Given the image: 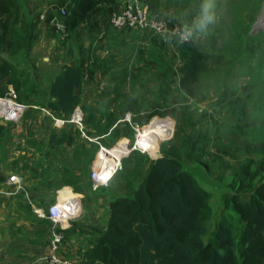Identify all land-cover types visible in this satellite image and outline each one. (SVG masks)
Returning <instances> with one entry per match:
<instances>
[{"label": "trees", "instance_id": "obj_1", "mask_svg": "<svg viewBox=\"0 0 264 264\" xmlns=\"http://www.w3.org/2000/svg\"><path fill=\"white\" fill-rule=\"evenodd\" d=\"M96 1L112 3L116 0H93L84 3L64 0V4L51 5L48 8L45 13L46 20L49 22L54 15L59 14L58 8L66 3H68L66 16H69L70 9L75 11L77 6L86 9ZM144 2L151 6L154 14L160 11V0H144ZM201 4V0H192L187 4L188 6L186 5L190 15L185 16L183 20L173 19L190 23L194 16L201 15V9L196 7H201ZM111 16H109L110 25H112ZM17 17H22L20 2L0 0V96L7 93L10 85L20 89L18 85L20 77L17 75L15 62L4 54L7 52L15 56L20 55L22 60L26 61L32 54L36 38V24L33 21H24L23 25H18ZM64 17H62L63 20ZM67 25L70 31L69 23ZM212 26L209 24L206 29H211ZM199 31L201 29H195L190 41L176 43L180 48L178 64L170 66L169 69L164 68L160 73L164 93L171 92L174 96V93L178 91L177 96L184 94L190 98L196 95V87L205 70L206 59L205 51L193 40ZM69 34L68 32V36ZM154 37L161 45H169L157 36ZM77 48L78 57L71 63L63 65L59 73L50 81L49 98L44 101L49 110L59 117L67 118L75 111L80 104L79 91L85 78L93 77L95 71L104 62L103 56L97 52V47L80 43ZM164 98L165 100L155 109L138 121L144 123L150 117L162 114L160 108L169 104L166 94ZM218 103L221 104L222 110L238 121L236 129L241 130V123L247 120L250 114L246 98L229 88H224ZM185 113L182 114L183 125L194 129V132L182 137L181 133L185 129L180 127L178 131L180 145L162 149L160 157L146 162V173L139 183L128 179L130 192L111 198L107 227L101 237L85 248L81 256L85 264H264V182L255 187V191L246 202L237 198L235 200L243 228L235 232L230 224L220 220L213 238L205 241L206 217L210 213L207 202L209 192L199 183L196 173L193 174L188 170L179 151L182 146L203 136L198 137L199 134L195 131L209 113L205 111L196 117L192 116V113ZM123 123L133 132L128 122ZM84 124L87 128L95 129V131H89L93 135H101L111 126L105 124L100 127L93 108H89L86 118L84 115ZM121 127H112L108 136L115 137L120 134ZM7 131L8 129L0 123V138L5 136ZM65 142L69 144L76 142V136H58L57 134L50 136L52 147ZM86 143L90 145L87 147ZM96 143L98 148L99 143L110 147L101 140ZM78 145L86 156H90L96 147V144L88 139ZM1 162L0 154V164ZM88 174L85 166L78 177L74 174L65 182L73 184L74 190H79L80 187L76 185V182L83 181V177ZM21 195L28 201L24 192ZM31 211L36 216L32 209Z\"/></svg>", "mask_w": 264, "mask_h": 264}, {"label": "crops", "instance_id": "obj_2", "mask_svg": "<svg viewBox=\"0 0 264 264\" xmlns=\"http://www.w3.org/2000/svg\"><path fill=\"white\" fill-rule=\"evenodd\" d=\"M92 1L75 0L76 3ZM124 3L125 0L112 3L96 1L86 9L78 6L75 11L70 9L69 16L64 17L70 26V34L65 40L58 36L54 26L46 20L47 17L36 23V38L30 58H34L37 64L42 61V80L47 85V97L37 103L31 98L29 101L23 100L32 105L25 117L19 123L3 124L8 131L0 138V264H37V256L49 251V239L53 230L51 223L32 214L29 199L40 205L51 204L57 199L58 192L67 188L78 195L81 213L77 219L70 221L65 230L67 237L64 240L66 245L64 242L62 244V254L80 260L85 248L105 231L110 216L111 198L123 193L121 186L116 184L117 175L121 171L114 176L108 188H94L90 173L99 149L96 142L108 141L112 127L125 126L119 121L126 113H132L134 119L140 121L165 100V94L167 100H171L172 93H164L162 90L160 73L180 59L179 45L171 43L163 46L147 30L112 27L109 16L121 11ZM142 4L151 15L170 16L178 20L190 15L184 0H160L161 7L157 14L152 12L151 6L144 0ZM44 13L47 10L42 11ZM206 31L204 29L199 32ZM80 43L97 47L98 54L104 58L94 76L85 78L79 91L80 104L77 106L83 110L85 118L89 114V108H93L100 127L111 125L101 135L90 134L89 131L95 129L87 128L86 123L83 131L75 123L55 125L53 116L60 117L54 113L50 115L44 102L49 98L50 81L63 65L78 57L77 47ZM47 67L49 68L44 70ZM41 125L43 134L39 136L37 132ZM48 130L50 133L46 136L44 133ZM51 134L68 137L75 135L76 142H65L52 147ZM38 138L42 144H39ZM85 139L96 144L90 156H86L78 145ZM86 145L88 147L90 144ZM150 155L152 156L151 152ZM85 166L92 188L84 185V180H80L76 182L79 190L74 191L73 184L65 181L74 174L78 177ZM14 174L24 177L25 186L29 189V199L25 194L28 201L21 195L22 192H7L10 190L8 179ZM75 194L69 192L65 195L71 197L76 196Z\"/></svg>", "mask_w": 264, "mask_h": 264}, {"label": "rangeland", "instance_id": "obj_3", "mask_svg": "<svg viewBox=\"0 0 264 264\" xmlns=\"http://www.w3.org/2000/svg\"><path fill=\"white\" fill-rule=\"evenodd\" d=\"M18 1L22 7V17L16 18L18 25H23L24 21L36 24L42 19V11L48 10L51 5L64 4V0ZM191 1L186 0L185 3ZM201 1L203 5L205 0ZM68 3L65 5L68 6ZM211 3L213 26L206 29L205 33H196L193 38L206 53L205 70L197 84L196 95L191 98L184 94L177 96V91L169 104L160 108L162 114L154 117L170 119L173 125L170 129L171 136L159 142L155 156L135 150L124 158L123 170L117 175L119 177L116 183L121 186V192H130L128 179L139 183L146 173L148 160L160 157L162 149L180 145V127L185 129L181 133L182 137L194 132V129L183 125L182 114L192 113L196 117L202 112H208L205 121L195 131L199 134L198 137L203 135L202 139L190 141L179 151L188 170L196 173L199 183L209 192L207 202L210 213L206 217L205 241L213 238L220 220L230 224L235 232L241 230L243 224L240 222L241 215L235 206V200L237 198L246 202L255 187L264 182V0H211ZM196 7L202 9V6ZM4 55L15 62L17 75L20 77V89H15L20 100L29 101L31 98L36 103L45 100L47 85L42 80V61L37 64L34 58L22 61L20 55L7 52ZM173 64H178V59ZM224 88L246 98L250 114L241 123V130L236 129L238 121L222 110L218 103ZM152 118L142 125H148ZM120 132L115 137L110 136L106 143L112 147L126 138L130 144H134L135 138L128 126H122ZM37 133L39 136L43 134L42 125ZM49 133L50 130L44 134L47 136ZM38 142L42 144L39 138ZM148 150L155 152L150 146ZM88 176L89 174L83 177L84 185L92 188ZM46 253L48 251L37 257Z\"/></svg>", "mask_w": 264, "mask_h": 264}, {"label": "built area", "instance_id": "obj_4", "mask_svg": "<svg viewBox=\"0 0 264 264\" xmlns=\"http://www.w3.org/2000/svg\"><path fill=\"white\" fill-rule=\"evenodd\" d=\"M58 12L59 14L54 15L49 23L54 26L60 37L65 39L68 36L69 27L62 17L68 14L67 6L59 7ZM41 18H46L45 13L41 14ZM199 18L200 16H194L190 23H184L169 16L151 15L145 9L141 0H125L123 9L112 14L111 23L116 29L139 28L150 31L154 36L160 38L162 42L171 44L190 41L195 29L198 28L196 22ZM188 29L192 30V35L182 39L181 34H186ZM30 106L32 105L19 99L18 92L10 85L7 93L4 96H0V123H19ZM48 113L53 115L49 109ZM53 118L57 126H63L65 123L70 122L78 125L81 131L84 129V112L79 107L67 118H57L56 116H53ZM155 118L157 117L153 116L152 121ZM119 122H128L131 125L133 137L135 138L134 144H130L126 138L112 147L99 143V149L90 173V179L95 189L108 187L114 176L123 170L124 158L133 151L139 150L150 154L144 147L146 139H139L145 125L134 119L130 112L126 113ZM8 184L10 186L8 193L17 194L18 192H24L28 196L22 175H11L8 179ZM67 191L75 194L72 189H62L58 192L57 199L49 205H37L28 196L34 214L40 219L49 220L53 225L49 240V251L37 259L39 263L85 264L81 259L77 260L69 255L62 254L65 230L70 221L76 219L81 213L78 195L66 196L65 194H69Z\"/></svg>", "mask_w": 264, "mask_h": 264}, {"label": "bare ground", "instance_id": "obj_5", "mask_svg": "<svg viewBox=\"0 0 264 264\" xmlns=\"http://www.w3.org/2000/svg\"><path fill=\"white\" fill-rule=\"evenodd\" d=\"M172 122L169 118H155L148 125L144 126L143 133L139 139L144 138V147L148 150V146L152 147L155 152L151 151L152 156L157 154L159 149V142L169 136H171L172 132L170 129L172 128ZM149 151V150H148ZM150 153V151H149Z\"/></svg>", "mask_w": 264, "mask_h": 264}, {"label": "clouds", "instance_id": "obj_6", "mask_svg": "<svg viewBox=\"0 0 264 264\" xmlns=\"http://www.w3.org/2000/svg\"><path fill=\"white\" fill-rule=\"evenodd\" d=\"M214 21V14L212 12V3L211 0H205V3L202 5L201 15L198 21L196 22L197 27L201 30L206 29L207 25L211 24ZM192 35V30H186V34L182 33L181 38L186 39L188 36Z\"/></svg>", "mask_w": 264, "mask_h": 264}, {"label": "snow or ice", "instance_id": "obj_7", "mask_svg": "<svg viewBox=\"0 0 264 264\" xmlns=\"http://www.w3.org/2000/svg\"><path fill=\"white\" fill-rule=\"evenodd\" d=\"M106 178V177H105Z\"/></svg>", "mask_w": 264, "mask_h": 264}]
</instances>
